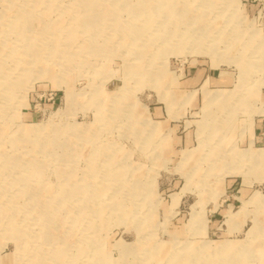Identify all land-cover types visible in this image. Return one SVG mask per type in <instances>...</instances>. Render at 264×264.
Segmentation results:
<instances>
[{"label":"rangeland","instance_id":"obj_1","mask_svg":"<svg viewBox=\"0 0 264 264\" xmlns=\"http://www.w3.org/2000/svg\"><path fill=\"white\" fill-rule=\"evenodd\" d=\"M0 264H264V0H0Z\"/></svg>","mask_w":264,"mask_h":264},{"label":"bare ground","instance_id":"obj_2","mask_svg":"<svg viewBox=\"0 0 264 264\" xmlns=\"http://www.w3.org/2000/svg\"><path fill=\"white\" fill-rule=\"evenodd\" d=\"M202 3L203 2H205V3H207V6L210 8V7H212L213 5H214V3L216 2V0H200ZM170 2V1H169ZM180 4H182V3H180ZM178 6V5H177ZM188 6V5H187ZM172 8V7H171ZM179 9V8H178ZM187 9V8H186ZM188 10V9H187ZM135 11V10H134ZM186 12V11H185ZM199 12V11H198ZM16 13V12H15ZM177 13H179V12H177ZM17 14V13H16ZM15 14V15H16ZM176 14V13H175ZM183 14V13H182ZM202 15V14H201ZM182 16V15H181ZM200 16V15H199ZM210 16V15H209ZM184 17H186V16H184ZM177 18V17H176ZM192 18V17H191ZM196 18V17H195ZM29 19V18H28ZM200 19V18H199ZM21 20V19H20ZM185 20V19H184ZM194 20V19H193ZM25 21V20H24ZM21 22V21H20ZM181 23V22H180ZM16 24V23H15ZM17 25V24H16ZM229 25V23H228V21H226V23H224L219 29H218V31H217V34L219 35L220 34V32L224 29V28H226L227 26ZM29 27V26H28ZM234 26H232L231 27V29L233 28ZM10 29V28H9ZM26 29V28H25ZM32 29V28H31ZM14 31V30H13ZM238 33V32H237ZM203 35V33H197V34H195L194 36H193V39H198L199 37H200V35ZM214 37V35H210L209 37ZM169 37L170 38H172L170 35H169ZM206 37H208V36H206ZM206 37H204V38H206ZM209 37L207 38L208 40H209ZM236 38H237V35L235 36ZM169 39V38H168ZM165 36H164V40H168ZM206 46H208V43H206ZM16 53V52H15ZM12 57H14V55H12ZM38 57V56H37ZM45 72V71H44ZM102 91V90H101ZM9 94V93H8ZM218 93L217 94H213L210 98H209V101H211V100H213V99H215L216 97H218ZM106 103V102H105ZM105 103H103V104H105ZM104 106V105H103ZM120 114V113H119ZM133 128V127H132ZM43 129V128H42ZM27 130V129H26ZM33 130V129H32ZM26 132V131H25ZM94 138V137H93ZM32 167V166H31ZM35 194V193H34ZM69 198V197H68ZM72 198V197H71ZM71 198H69V199H71ZM67 201V200H66ZM39 204V203H38ZM116 206V205H115ZM61 207V206H60ZM63 208V207H62ZM100 214V213H99ZM13 228V227H12ZM231 243H229V242H224V243H222L220 246H218L216 249H215V251H218V252H224L225 250H231L232 249V244L230 245ZM214 251V250H213ZM250 252V251H249Z\"/></svg>","mask_w":264,"mask_h":264}]
</instances>
